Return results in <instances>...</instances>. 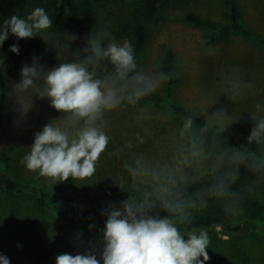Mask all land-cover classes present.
<instances>
[{"label": "rangeland", "instance_id": "1", "mask_svg": "<svg viewBox=\"0 0 264 264\" xmlns=\"http://www.w3.org/2000/svg\"><path fill=\"white\" fill-rule=\"evenodd\" d=\"M93 1L102 19L86 26L89 40L101 37L103 47L112 41L122 44L125 39L132 43L134 24L143 22L147 26V38L138 71L152 77L161 74L162 46H168L175 55L173 75L177 82L170 90L166 80L160 83L156 89L162 98L159 103L142 98L134 105L125 101L119 108L105 112L103 130L110 139L96 163L95 174L83 180L69 177L59 185L45 177L42 189L46 205L41 207L37 203L40 192L34 189L38 185V170L30 171L24 162L31 152L35 133L52 123L66 129L71 138L81 125H71L70 114L58 112L49 98L40 97L42 80L35 87L20 91L17 85L21 80L6 67L8 92L6 96L0 95V175L29 184L24 193L16 195L0 186V254L7 256L10 264H30L38 252L50 247L56 251L45 264H56L60 254L76 255L88 250L100 258L103 241L85 235L82 225H63L61 212L76 206L101 213L109 204L119 206L126 198L140 200L145 191L152 192L151 176L134 179L126 167L135 166L137 158L153 168L178 166L182 149L187 145L180 136L185 121L168 112L170 101L201 112L209 123L220 127L221 118L215 113L223 109L228 117L239 119L228 128L244 139L253 127L252 118L264 117V44L261 43L264 0H237L251 35L231 34L213 44L208 42L212 31L188 23L182 9H173L163 21L154 23L144 21L139 15V0ZM20 7L16 15L21 18L33 11L31 0H21ZM193 9L222 22L228 7L224 0H198ZM21 41L29 66L34 57L46 70L69 63L68 48L49 29ZM234 84L240 85L239 95L231 99ZM116 86L120 87V83ZM258 148L264 153V148ZM184 167L185 171L194 172L198 166ZM212 182L209 172L188 184V198L196 199L195 194L204 193ZM233 191L236 195L232 197L205 195L206 203L197 200V206L188 209L191 212L214 204L238 217L231 225L238 226L236 230H227L226 223L207 230L211 241L207 251L211 259L205 264H264V174L240 169ZM157 211L162 216L170 215ZM218 225L221 231L215 230ZM177 227L185 239L189 233L199 234L201 230L189 231L178 219Z\"/></svg>", "mask_w": 264, "mask_h": 264}, {"label": "clouds", "instance_id": "2", "mask_svg": "<svg viewBox=\"0 0 264 264\" xmlns=\"http://www.w3.org/2000/svg\"><path fill=\"white\" fill-rule=\"evenodd\" d=\"M51 26L52 20L41 7H36L26 18L12 15L3 21L0 46L9 33L20 39L35 38ZM10 50L19 53L16 44L11 45ZM89 50L91 55L81 63H61L46 70L34 57L30 66L26 64L21 68V81L17 85L20 91L35 87L36 82L42 80L40 97L49 98L51 106L58 112L70 114L71 125H81L71 138L66 129L52 123L35 133L31 152L24 162L30 171L39 170L40 176L60 181H67L69 177L80 180L92 177L110 139L103 130L105 112L119 108L125 101L133 105L138 103L168 79L163 73L152 77L137 71L133 45L127 39L122 44L112 41L103 47L102 38L95 37L89 40V48L85 51ZM104 60L113 66L114 76L98 78L95 66ZM89 65H93L91 70ZM117 83L120 87L116 86ZM239 88L240 85H233L231 99L239 95ZM215 115L221 118L218 121L221 131L239 120L228 117L223 109ZM252 121L247 145L254 143L264 148V117H253ZM195 127L193 118L187 117L180 131L187 145L182 149L178 166L153 168L141 158L136 159L135 166L126 165L134 179L151 176L153 191H145L140 200L126 198L119 206L109 204L101 211L106 220L99 259L88 250L76 255L60 254L56 257V264H101V260L102 264H205L210 260L208 231L191 232L185 239L177 227V219L179 223H190L188 209L195 208L197 200L206 203L205 195L235 196L233 185L240 178L242 166L254 174H264V153L257 154L246 147L223 148L219 133L212 137L209 146L203 136L197 138L193 131ZM206 128L207 125L200 131ZM193 165L198 166L194 172L185 171L184 166L192 168ZM209 172L213 182L204 193L197 192L196 199L187 198V185ZM158 209L170 215L162 216ZM215 230L221 231V226ZM0 264H10V259L0 254Z\"/></svg>", "mask_w": 264, "mask_h": 264}, {"label": "trees", "instance_id": "3", "mask_svg": "<svg viewBox=\"0 0 264 264\" xmlns=\"http://www.w3.org/2000/svg\"><path fill=\"white\" fill-rule=\"evenodd\" d=\"M21 0H0V29L3 28V21L10 18L12 15L18 14ZM33 10L36 7H41L52 20V26L49 30L55 37L61 40L68 48L69 62L81 63L91 55V51H85L89 48V34L86 29L87 25L96 24L102 19V13L98 9L93 0H31ZM198 0H139L137 2V11L146 22L163 21L173 9H182L184 19L196 26L210 29L212 31L208 42L213 44L222 39L229 37L231 34L251 35V31L244 22L241 10L237 0H224L228 10L223 13L224 21H218L208 16H203L193 9V4ZM29 10V9H28ZM24 12V11H22ZM147 26L143 22H137L132 28V45L134 56L137 63V71L141 64L143 50L146 44ZM264 44V40H261ZM16 44L19 48V53H13L10 46ZM162 60L160 71L168 77L167 84L169 90L177 79L173 75L175 55L173 50L168 46H162ZM26 65V59L23 55L22 41L15 35L9 33L8 38L0 46V95L6 96L8 92V82L6 78V67L11 71V74L21 80V68ZM93 65H89L91 70ZM96 67L98 78H102L108 74L114 75L113 66L107 60L101 61ZM131 88V86H129ZM168 90V93H169ZM146 101L159 103L161 96L155 91L154 93L144 97ZM168 112L185 121L187 117H192L196 127L193 131L197 138L203 136L206 143L211 146L212 137L217 133L220 134L222 141L221 146L246 147L252 152L260 154L261 151L254 144L247 145V140L232 132L229 128L221 131L220 126L209 123L201 112L190 110L189 108L180 105L175 101H170L168 104ZM207 125L205 131L200 129ZM249 173L248 169L242 166L241 170ZM39 171V170H38ZM44 176L38 174V185L34 188L40 192L37 203L44 207L45 194L42 189ZM56 184L62 183L60 180H55ZM0 186L9 194L24 193L29 187V184L20 182L12 177L0 175ZM236 184L233 185V190ZM190 190L186 187V197L188 198ZM259 204V203H256ZM259 209V207H258ZM191 222L182 223L189 231L197 229L213 230L219 223H226L227 230H236L238 226H231L237 220V216L222 206L206 205L198 210L191 211ZM106 217L101 213H94L89 209L79 208L76 206L66 207L61 212V223L66 226L82 225L84 234L103 241L102 230L104 228ZM56 248L50 247L44 251H40L31 260L30 264H45L53 256Z\"/></svg>", "mask_w": 264, "mask_h": 264}]
</instances>
